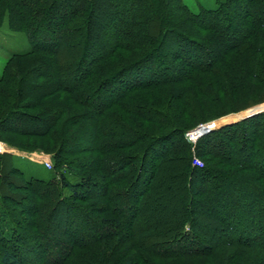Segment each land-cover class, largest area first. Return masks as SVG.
Masks as SVG:
<instances>
[{
	"label": "trees",
	"instance_id": "trees-1",
	"mask_svg": "<svg viewBox=\"0 0 264 264\" xmlns=\"http://www.w3.org/2000/svg\"><path fill=\"white\" fill-rule=\"evenodd\" d=\"M4 21L28 49L0 142L52 175L0 153V264H264V111L208 123L201 166L184 138L264 101V0H0Z\"/></svg>",
	"mask_w": 264,
	"mask_h": 264
},
{
	"label": "rangeland",
	"instance_id": "rangeland-1",
	"mask_svg": "<svg viewBox=\"0 0 264 264\" xmlns=\"http://www.w3.org/2000/svg\"><path fill=\"white\" fill-rule=\"evenodd\" d=\"M185 2L190 3V0H185ZM218 44L219 45H217L218 47L216 49H221L226 44V42L220 41V43H218ZM27 49H28V43H27L24 35L20 32H13V31H10L9 29H7L6 23L4 21L0 25V71H1V68L3 66L4 61L11 54L17 53V52H24ZM216 49H215V51H216ZM262 111H264V101L259 102V103H255L253 105H249V106H247L243 109H240L238 111H235V112L226 113L225 115L216 117L214 119H218V118L224 117V116L229 115V114L234 115V114L246 113V114L240 116L239 118H236L235 120L231 121V122H235L237 120L246 118L250 115H253V114H256V113H259ZM207 121H209V120H207ZM203 122H206V121H203ZM231 122H228V123H231ZM196 124H198V123H196ZM211 124H214V123H211ZM223 124H226V123H223ZM223 124H221V125H223ZM195 125H193V126H195ZM192 127H190V128H192ZM189 129H187V130H189ZM209 131H211V130H209ZM206 132H208V131H206ZM206 132H203L202 134H204ZM87 133H88V131H87ZM202 134H200L199 136H201ZM184 138H185V136H184ZM185 140L187 143H189L191 155L195 156L194 155V149H193L195 142L191 143L186 138H185ZM0 145L2 147V148H0V153H2V152L14 153L18 157L17 158V164L20 165L21 167H23V169L26 171L27 174H31L33 176H36V177H39L42 179H47V178L51 177V175H52L51 171L49 170V168L45 167L42 163V156L43 155H39L36 153L24 154V153L18 152L16 150L7 148L6 145H4V143H2V142H0ZM253 161L256 162L257 158L255 157V159ZM23 249L24 250H22V254L25 257V259L24 258L23 259L27 264H36L37 262L43 261L44 256H41L40 254L37 255V254L32 253V249H29V248H23ZM55 253H56V251H55V249H53V251L50 253L51 254L50 257H54Z\"/></svg>",
	"mask_w": 264,
	"mask_h": 264
},
{
	"label": "built area",
	"instance_id": "built-area-1",
	"mask_svg": "<svg viewBox=\"0 0 264 264\" xmlns=\"http://www.w3.org/2000/svg\"><path fill=\"white\" fill-rule=\"evenodd\" d=\"M216 120V119H213ZM213 120H209L206 122H201L190 128L189 130L184 132V136L187 140H189L191 143L195 142L197 137L202 134L203 132L215 129V128H208L207 124L212 122ZM42 163L45 167L50 168L51 167V162L50 159L47 156L42 157ZM191 164L194 166H201V161L196 157L192 156L191 158Z\"/></svg>",
	"mask_w": 264,
	"mask_h": 264
}]
</instances>
